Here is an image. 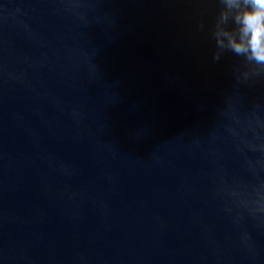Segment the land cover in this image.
<instances>
[{
	"label": "water",
	"instance_id": "1",
	"mask_svg": "<svg viewBox=\"0 0 264 264\" xmlns=\"http://www.w3.org/2000/svg\"><path fill=\"white\" fill-rule=\"evenodd\" d=\"M235 15L0 0V264H264V64Z\"/></svg>",
	"mask_w": 264,
	"mask_h": 264
},
{
	"label": "clouds",
	"instance_id": "2",
	"mask_svg": "<svg viewBox=\"0 0 264 264\" xmlns=\"http://www.w3.org/2000/svg\"><path fill=\"white\" fill-rule=\"evenodd\" d=\"M236 12L239 39L228 33L229 47L258 64H264V0H225ZM226 18V17H225Z\"/></svg>",
	"mask_w": 264,
	"mask_h": 264
}]
</instances>
